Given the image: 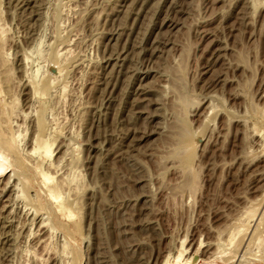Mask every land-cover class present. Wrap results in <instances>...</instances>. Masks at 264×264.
Returning <instances> with one entry per match:
<instances>
[{"label": "rangeland", "instance_id": "374dc122", "mask_svg": "<svg viewBox=\"0 0 264 264\" xmlns=\"http://www.w3.org/2000/svg\"><path fill=\"white\" fill-rule=\"evenodd\" d=\"M254 1L0 0V264H264V0ZM55 46L71 49L70 64L50 59ZM30 51L42 67L32 83L19 67ZM10 100L20 148L6 135ZM63 173L79 189L61 188Z\"/></svg>", "mask_w": 264, "mask_h": 264}, {"label": "bare ground", "instance_id": "6f19581e", "mask_svg": "<svg viewBox=\"0 0 264 264\" xmlns=\"http://www.w3.org/2000/svg\"><path fill=\"white\" fill-rule=\"evenodd\" d=\"M257 0H255L254 1V3L256 2ZM86 2V1H85ZM8 3V2H7ZM72 5V4H71ZM67 6V5H66ZM73 7V6H72ZM1 14V13H0ZM74 15H75V13H74ZM66 17V16H65ZM24 18V17H23ZM72 18V17H71ZM0 26H2L1 24H0ZM1 31H2V28L0 27V39H1ZM54 31V30H53ZM77 35V34H76ZM61 38V37H60ZM6 39V38H5ZM8 40V39H7ZM43 40V39H42ZM60 40V39H59ZM5 41V40H4ZM43 42V41H42ZM12 43V42H11ZM35 43V42H34ZM40 40L38 41V42H36V44H35V46H34V48L32 49V50H34V53L35 52H37V54H38V56L40 57V59H42V58H44L43 56H42V58H41V54L43 55V52H41L42 51V49H41V51H40V47H41V45H40ZM3 44V43H2ZM1 44V42H0V45H2ZM4 44H5V42H4ZM50 45V44H49ZM69 46V45H68ZM68 46H64L63 48H61V49H58V47H56L57 49H55V50H53V52H51V54H50V59H52V60H55V61H61L62 63L64 62L65 64L66 63H68V64H70V59H69V56L71 55V49L68 47ZM2 47V46H1ZM0 47V48H1ZM5 47V46H4ZM0 50H3V48L2 49H0ZM4 51V50H3ZM32 52L33 51H30V53H24V55H21V59L19 60V67H20V69H21V73H22V78H24L28 83H32V81L33 80H35L36 78H37V76L39 75V70H41L42 69V67H41V69H40V67H38V68H36V69H32V67H30V63H32V62H30V56H31V59H33L32 58ZM50 52V51H49ZM33 53V54H34ZM48 54V53H47ZM36 55V54H35ZM44 55H46V54H44ZM5 56V55H4ZM72 56V55H71ZM1 57H3V56H1ZM0 57V61H1V58ZM38 57V58H39ZM48 57V56H47ZM50 59L48 60V61H50ZM44 60V59H43ZM46 60V61H47ZM5 61V60H4ZM32 61V60H31ZM42 61V60H41ZM77 61V60H76ZM2 62V61H1ZM52 62V61H51ZM51 62H49V63H51ZM75 62V61H74ZM74 62H72L71 63V66L74 64ZM3 63V62H2ZM1 64V63H0ZM3 65V64H2ZM49 65V64H48ZM53 65H55V64H53ZM50 66V67H54V66ZM58 65H60V64H58ZM62 65V64H61ZM4 66V65H3ZM2 68V67H1ZM45 68V67H44ZM57 68V67H56ZM60 68V67H59ZM69 68H70V66H69ZM82 68V67H81ZM19 69V68H18ZM46 70V69H45ZM52 70H53V76H50V77H48L49 78V80H47V81H45V91L48 93V91L50 90V92L52 93V92H54L55 93V91L53 90V91H51V88L53 87V84L54 83H56V82H60V80H61V77H60V70L57 68V69H55V68H52ZM9 71H10V69H9ZM19 71V70H18ZM6 72V71H5ZM87 72V71H86ZM170 72V71H169ZM42 73V72H41ZM62 73V72H61ZM11 74V73H10ZM43 74V73H42ZM63 74V73H62ZM11 76V75H10ZM43 76V75H42ZM40 77V76H39ZM63 78V77H62ZM8 79V78H7ZM12 79V78H11ZM24 79H22V80H24ZM38 79V78H37ZM6 80V79H5ZM3 81V80H2ZM6 81H8V80H6ZM18 81V80H17ZM38 81V80H37ZM69 81V80H68ZM5 82V81H4ZM11 82V81H10ZM24 82V81H23ZM22 83V82H21ZM24 83H26V82H24ZM6 84V83H5ZM4 84V85H5ZM37 84V83H36ZM61 84V83H60ZM60 84H59V86H60ZM25 85V84H24ZM28 85V84H27ZM36 86V85H35ZM27 87V86H26ZM11 88V87H10ZM35 88H37V87H34V91L36 90ZM68 88V87H67ZM72 88V87H71ZM55 89V88H54ZM58 89V88H57ZM56 89V90H57ZM6 90V89H5ZM17 90V89H16ZM38 90V89H37ZM44 90V89H43ZM12 91V90H11ZM38 91H40V90H38ZM37 91V92H38ZM65 91H67L66 90V86L63 84V85H61V87H60V91L58 90V92L59 93H61V95L64 93V95L66 94V92ZM49 92V93H50ZM6 93V92H5ZM15 93V92H14ZM47 93H46V95H47ZM53 93V94H54ZM76 93V92H75ZM12 94V93H11ZM22 94V93H21ZM72 94V93H71ZM41 95H44L43 93L41 94ZM52 95V94H51ZM51 95H49V97L51 96ZM59 95V94H58ZM15 96V95H14ZM36 96V95H35ZM53 96V95H52ZM40 97H42V96H40ZM59 97V96H58ZM66 98V97H65ZM64 98V99H65ZM69 98V97H68ZM46 99H47V97H46ZM45 99V100H46ZM56 99V98H55ZM63 99V100H64ZM16 100V99H15ZM15 100L11 103V101L12 100H10V102H9V106L7 107V105L5 106L4 104V107L7 109V110H5V114L7 115V117H8V119H7V117H6V119L9 121L10 120V123H9V128H10V130H9V133L8 134H6L7 136L9 135V137H8V141H9V145H15V144H17V142H19L18 143V145H16V147L18 146V148H20L19 147V144H20V141L21 140H19V138L21 137V130H20V128H22V122L20 121V123H21V125H18L17 124V122L16 121H19L16 117L17 116H20V115H17V111H16V109L18 110V108H16V102H18V101H16L15 102ZM51 100H52V97H51ZM60 100V99H59ZM48 101H50V100H48ZM65 101V100H64ZM63 101V102H64ZM72 101V100H71ZM5 102V101H4ZM43 102H45V101H43ZM51 102V101H50ZM49 103V102H48ZM46 104L47 106L49 105V104ZM56 103H58L57 101H56ZM65 103V102H64ZM179 103L182 105V106H185L186 107V105L188 106V104H190L189 103V100H188V98H186L185 96H183V95H181L180 94V96H179ZM17 104H19V103H17ZM50 104H52V103H50ZM60 104V103H59ZM193 104V103H192ZM22 105V104H21ZM41 106L43 105V104H40ZM212 105V104H211ZM34 106V105H33ZM46 106V107H47ZM3 107V106H2ZM65 107V106H64ZM30 108V110H31V107H29ZM52 109L54 108V107H51ZM51 108L49 107L48 108V110L50 109L51 110ZM57 108V107H56ZM175 108V107H174ZM1 110V109H0ZM33 110V109H32ZM47 110V111H48ZM3 111V110H2ZM7 111V112H6ZM46 111V112H47ZM66 111V110H65ZM17 112V113H16ZM51 112L53 113V110H51ZM28 113V112H27ZM31 113V112H30ZM29 113V114H30ZM48 113H49V111H48ZM19 114V113H18ZM26 114V113H25ZM50 114V113H49ZM49 114H47V115H49ZM188 114V113H187ZM32 115H35V114H32ZM52 115V114H51ZM73 115V114H72ZM25 117H26V115H25ZM32 117V116H31ZM57 117V116H56ZM55 118V117H54ZM12 119H14V120H16V121H11ZM26 119V118H25ZM64 119V118H63ZM6 120V121H7ZM28 120V119H27ZM26 120V121H27ZM48 120V119H47ZM53 120V119H52ZM3 123H4V121H3V119L1 120ZM46 121V120H45ZM63 121V120H62ZM1 122V123H2ZM52 122V121H51ZM25 123V122H24ZM24 123H23V125H24ZM57 123V122H56ZM60 123V122H59ZM1 125V124H0ZM47 125V124H46ZM13 126L15 127V130H14V128H13ZM21 126V127H20ZM25 126V125H24ZM1 128H4V127H1ZM51 128V127H50ZM49 129V128H48ZM52 129V128H51ZM4 130V129H3ZM7 130V129H6ZM5 130V131H6ZM25 130V129H24ZM8 131V130H7ZM49 131V130H48ZM47 131V132H48ZM34 132V131H33ZM50 132H51V130H50ZM178 132H179V134H178V150H180V154H181V149H185L186 147H187V145H188V135H189V132H188V130L183 126V127H181V128H179L178 129ZM35 134V133H34ZM70 135V134H69ZM74 135V134H73ZM3 136V135H2ZM4 137V136H3ZM2 138V137H1ZM48 138V137H47ZM4 139V138H3ZM21 139V138H20ZM25 139V138H24ZM24 139H23V141H24ZM19 140V141H18ZM68 142V141H67ZM7 143V142H6ZM71 143H69V145H70ZM5 145V144H4ZM8 145V144H7ZM6 145V148L7 147H10L9 145L7 146ZM68 145V144H67ZM68 145V146H69ZM65 146V145H64ZM68 146L66 147V148H68ZM71 146V145H70ZM10 148H12V147H10ZM17 148V149H18ZM61 148V147H60ZM65 148V149H66ZM57 149V148H56ZM59 149V148H58ZM62 149V148H61ZM11 150V149H10ZM16 150V149H15ZM14 150V151H15ZM24 150V149H23ZM39 150V149H38ZM37 149L36 150H32L31 151V154L33 155V151H38ZM12 151V150H11ZM25 151V150H24ZM24 151H23V153H24ZM30 151V150H29ZM40 151L41 152H43V153H45L46 151L45 150H43V149H40L39 150V154H40ZM185 151V150H184ZM184 151H182V152H184ZM16 152V151H15ZM16 153H18V152H16ZM22 153V152H21ZM185 153V152H184ZM29 154V153H28ZM41 155V154H40ZM11 156V155H10ZM22 156H23V154H22ZM24 156H25V154H24ZM27 157V156H26ZM1 158V157H0ZM62 158H64L63 156H62ZM3 159V158H2ZM51 159V158H50ZM17 160V159H16ZM26 160V159H25ZM30 160V159H29ZM63 159H59V161H62ZM18 161H19V158H18ZM58 161V163H60ZM47 162H49V160L47 161ZM57 162V161H56ZM19 163V162H18ZM55 163V162H54ZM63 163V162H62ZM61 163V164H62ZM64 163H65V161H64ZM47 164V163H46ZM45 164V165H46ZM49 164H52L51 162L49 163ZM57 164V163H56ZM54 165V164H52L51 166L53 167V169L56 171V169H57V167H59L58 166V164L57 165ZM76 164V163H75ZM70 165V164H69ZM68 165V166H69ZM65 166V165H64ZM0 167H2V166H0ZM65 168V167H64ZM68 168H70V167H68ZM50 169V171L52 170V168H49ZM58 169H60V168H58ZM72 169V168H71ZM61 170V169H60ZM79 170V169H78ZM78 170H76V173H78L77 171ZM65 171V170H64ZM71 171V170H70ZM189 171H191V170H189ZM188 171V172H189ZM52 172H53V170H52ZM57 172V171H56ZM59 172V171H58ZM63 172V171H62ZM69 172V171H68ZM72 172V171H71ZM187 172V173H188ZM51 173V172H50ZM75 173V174H76ZM44 174V173H43ZM48 174V173H47ZM57 174V173H56ZM72 174V173H71ZM70 174V175H71ZM189 174V173H188ZM11 175V174H10ZM62 175H65V173H63ZM69 175V174H68ZM44 176H46V173H45V175ZM43 176V177H44ZM49 176V175H48ZM52 176H54V175H52ZM59 176V175H58ZM72 176H73V174H72ZM50 177V176H49ZM49 177H48V179H49ZM51 178V177H50ZM79 178H80V176H79ZM82 179V178H81ZM84 179V178H83ZM188 179H190V177L188 178ZM44 181H45V179H44ZM48 181V180H47ZM46 182V181H45ZM79 182H81L80 181V179H77V177H71V176H67V175H65V178H63L62 180H61V188H62V185H63V187L66 189V187H68L69 189H71V188H73V187H78V184H79ZM49 183V182H48ZM57 183V182H56ZM187 183H188V180H187ZM17 184V183H16ZM84 184V183H83ZM186 184V183H185ZM67 185V186H66ZM5 186V185H4ZM79 186H80V184H79ZM188 186V185H187ZM21 187V186H20ZM57 187H58V185H57ZM85 187V186H84ZM15 188H17L16 187V185H15ZM60 188V189H61ZM65 189H63V190H65ZM75 189V188H74ZM78 189H79V187H78ZM82 189V188H81ZM178 189V188H177ZM1 190V189H0ZM16 190V189H15ZM18 190V189H17ZM19 190H21V189H19ZM48 190V189H47ZM63 190L61 189L60 191H62L63 192ZM72 191H73V189H71ZM70 190V191H71ZM22 191V190H21ZM61 192V194H64V193H62ZM67 192V191H66ZM16 193V192H15ZM21 193V192H20ZM20 193H19V196H18V193L16 194L17 195V197H16V199H19V197H20ZM74 193V192H73ZM77 193H79V192H77ZM77 193L76 194H72L71 196H72V198H73V196L75 195H77ZM68 194V193H67ZM65 195V199L67 198L66 197V193L64 194ZM63 195V196H64ZM9 196V195H8ZM15 196V195H14ZM74 196V197H75ZM56 197V196H55ZM82 197V196H81ZM20 198H23V196L21 195V197ZM24 199V198H23ZM69 199V198H68ZM77 199H79V198H77ZM20 200H22V199H20ZM76 200V199H75ZM15 201H17V200H15ZM19 201V200H18ZM80 201V200H79ZM56 202V201H55ZM68 202V201H67ZM66 202V203H67ZM33 203V202H32ZM12 204V203H11ZM19 204V203H18ZM64 204V203H63ZM75 204H77V202H75L74 203V205ZM30 205V204H29ZM68 206V205H67ZM75 206H77V205H75ZM70 207V206H69ZM72 207H73V205H72ZM76 210V209H75ZM252 210V209H251ZM10 211V210H9ZM31 211V210H30ZM240 214H242V213H240ZM253 215V210L252 211H249L248 210V212H246V213H244V216L242 215L241 217V219H238V223H240V224H242V226H244L246 223H247V225H249L248 224V222L247 221H249V218H250V216H252ZM40 219V218H39ZM42 220H43V218H42ZM40 221L39 223V226H38V230H40V228H44V229H46L45 231L47 232V238L45 239L46 241L44 242V246H45V248L46 247H50L51 246V244H52V242H51V240H52V237H53V230H52V227L50 226V227H47V225H48V223H47V225H45V223L43 222V221ZM38 221V220H37ZM251 222V221H250ZM236 223V222H235ZM245 223V224H244ZM244 224V225H243ZM35 225V224H34ZM77 225V224H76ZM241 226V227H242ZM31 229V228H30ZM44 229H42V230H44ZM37 230V231H38ZM36 231V232H37ZM242 231V229L240 230L239 229V227H235L234 229H232V231H230L229 232V234H228V236H226L227 237V239H225V241H224V243L222 244V246H224V248H225V246L226 247H229V246H231L233 243H234V240H235V238H236V236L237 235H239L240 234V232ZM35 232V231H34ZM41 233V232H40ZM55 233V232H54ZM28 234V233H27ZM31 234V233H30ZM36 234V233H35ZM33 235V234H32ZM30 236V235H29ZM36 237V236H35ZM218 238H220L219 236H218ZM85 239V238H84ZM39 241V240H38ZM218 241H219V239H218ZM218 241H217V243H218ZM223 242V241H222ZM221 242V243H222ZM42 243V242H41ZM40 243V244H41ZM220 243V242H219ZM35 244H37V243H35ZM39 244V243H38ZM64 245H65V242L63 243ZM62 244V245H63ZM255 244H257L256 243V241H255ZM216 245V244H215ZM218 245V244H217ZM216 245V246H217ZM59 246H61V245H59ZM221 246V247H222ZM41 248V247H40ZM55 248V247H54ZM64 248V249H63ZM223 248V247H222ZM62 249H63V251L65 252V250H68L67 249V246H66V249H65V246L64 247H62ZM219 249H220V246H219ZM226 249V248H225ZM45 250V249H44ZM223 250V249H222ZM42 251V250H41ZM53 251V250H52ZM216 253H218V250H217V248H216ZM54 252V251H53ZM67 252V251H66ZM215 253V252H214ZM22 254V253H21ZM56 254V253H55ZM63 254V253H62ZM65 254H67L68 255V253H65ZM210 254V253H209ZM23 255H25V254H23ZM60 255V254H59ZM214 255V254H213ZM64 257V256H63ZM68 257H69V255H68ZM190 264H194L195 262H196V258L195 257H192V258H190ZM32 261V260H31ZM176 262V261H175ZM68 263V262H67ZM166 263V262H165ZM164 263V264H165ZM37 264V263H36Z\"/></svg>", "mask_w": 264, "mask_h": 264}]
</instances>
